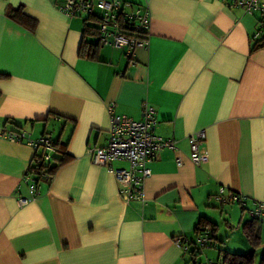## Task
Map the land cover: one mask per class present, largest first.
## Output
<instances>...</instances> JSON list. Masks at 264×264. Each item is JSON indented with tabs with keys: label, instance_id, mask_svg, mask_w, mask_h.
I'll return each instance as SVG.
<instances>
[{
	"label": "crops",
	"instance_id": "obj_1",
	"mask_svg": "<svg viewBox=\"0 0 264 264\" xmlns=\"http://www.w3.org/2000/svg\"><path fill=\"white\" fill-rule=\"evenodd\" d=\"M105 1L148 8L147 44L132 56L99 43L87 55L96 19L67 17L59 0H0V264H222L221 249L253 248L258 264L264 221L256 247L242 226L247 210L264 204V44L252 40L259 14L235 0ZM18 7L31 24L9 15ZM109 104L136 120L153 106L155 134L174 141L148 163L141 199L126 201L87 150L107 142ZM3 129L47 137L53 161L67 157L22 207L25 173L43 148L6 139ZM200 129L208 160L196 166L188 138ZM220 188L246 206L218 202ZM202 218L215 237L193 256L176 239L197 238Z\"/></svg>",
	"mask_w": 264,
	"mask_h": 264
},
{
	"label": "built area",
	"instance_id": "obj_2",
	"mask_svg": "<svg viewBox=\"0 0 264 264\" xmlns=\"http://www.w3.org/2000/svg\"><path fill=\"white\" fill-rule=\"evenodd\" d=\"M67 17L93 18L97 21L98 43L125 48L128 56H132V49L137 46H146L149 36V12L145 6H123L119 2L105 0H59L56 4ZM234 5L246 12H257L259 21L253 33L254 38L264 40V0H235ZM128 6V7H127ZM130 6V7H129ZM129 8V9H126ZM93 27V26H92ZM90 27V28H92ZM109 114V130L107 142L104 146L87 149L91 154L92 162L96 165L106 166L113 173L118 185L119 194L126 200L141 199L143 180L149 175L148 163L153 160L158 150L163 147H174L173 140H164L155 134V109L151 105H145L142 118L133 119L127 115L116 113L113 104L107 107ZM2 136L6 139L21 142L25 141L34 149L43 148V153L37 161L44 163L54 152L52 142L47 137L36 140L29 139L23 131L3 129ZM205 138L203 129L197 130L189 136L190 161L196 165L207 162L208 156L202 148ZM117 160H124L127 167H112ZM177 163L181 160L177 158ZM41 165V164H39ZM45 171L41 169V172ZM33 170L29 168L24 176L30 196L18 197L19 206H25L31 202L38 193L39 184L34 181ZM51 174L42 173L41 180L50 181ZM215 198L221 204L238 203L245 205V198L233 192L225 194L220 188ZM249 217H256L264 221V204L256 202L248 210ZM199 251L206 246L208 239L205 234L199 235ZM176 242L182 246L183 251L189 249V244H182V238L178 237Z\"/></svg>",
	"mask_w": 264,
	"mask_h": 264
},
{
	"label": "trees",
	"instance_id": "obj_3",
	"mask_svg": "<svg viewBox=\"0 0 264 264\" xmlns=\"http://www.w3.org/2000/svg\"><path fill=\"white\" fill-rule=\"evenodd\" d=\"M9 15L17 20L18 22L22 24H31L29 23V17L23 12L21 7H18L16 9H13ZM86 20V18H85ZM88 27H84V37L86 33H88ZM254 33V32H253ZM252 40L254 42V48L257 46H260L264 44V40L261 38H254L252 35ZM83 46L87 47L86 54L89 56L94 55V50L96 47H99L98 40L95 42L85 40L83 42ZM12 130V129H11ZM14 130V129H13ZM16 131V130H14ZM53 154V155H52ZM56 155V154H55ZM54 153H50V158L46 160L44 163H41L40 161H37V158L41 157L40 154H35V157L33 158V162L31 163V168L33 170L32 174H34L33 179L34 181H40L42 173H48L53 174L54 171L64 162L67 161V157L64 155L63 157L57 158L55 157V160L58 159V162H54ZM41 164V165H39ZM41 169L45 170L41 172ZM244 208L245 206H241ZM260 222H262L260 219L256 217H249L242 226L243 233L246 237V239L249 241V243L256 247L260 244ZM210 225L211 227H209ZM206 227V229H203ZM197 234V238L199 235L205 234L208 240H212L215 237V224L208 221L206 218H202L196 227L195 230ZM197 238L195 239H187V242L189 244V253H191L193 256L199 255L201 252L199 251V242L197 241ZM184 238H182V241ZM206 245H209L208 242H206ZM204 249V248H203ZM187 250V251H188ZM220 255L222 257V264H253V260L255 259V248L251 249L250 251L239 253V252H231L227 250H220ZM194 259V257H193ZM258 264H264V249L262 250L259 263Z\"/></svg>",
	"mask_w": 264,
	"mask_h": 264
},
{
	"label": "rangeland",
	"instance_id": "obj_4",
	"mask_svg": "<svg viewBox=\"0 0 264 264\" xmlns=\"http://www.w3.org/2000/svg\"><path fill=\"white\" fill-rule=\"evenodd\" d=\"M235 204V206H237L238 207V204H236V203H234ZM231 204H228V206H230ZM233 205V204H232ZM258 251H257V254L259 255V251H260V249H257ZM261 253H262V250H261V252H260V255H261ZM260 255H259V257H260ZM256 258H257V261H258V257H257V255H256Z\"/></svg>",
	"mask_w": 264,
	"mask_h": 264
}]
</instances>
